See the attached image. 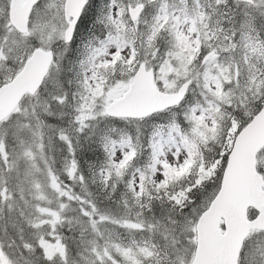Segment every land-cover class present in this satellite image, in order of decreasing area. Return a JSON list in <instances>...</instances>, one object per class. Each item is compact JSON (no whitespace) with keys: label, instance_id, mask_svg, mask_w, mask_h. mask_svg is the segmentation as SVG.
Segmentation results:
<instances>
[{"label":"snow or ice","instance_id":"6c2138e0","mask_svg":"<svg viewBox=\"0 0 264 264\" xmlns=\"http://www.w3.org/2000/svg\"><path fill=\"white\" fill-rule=\"evenodd\" d=\"M0 264H264V0H0Z\"/></svg>","mask_w":264,"mask_h":264}]
</instances>
